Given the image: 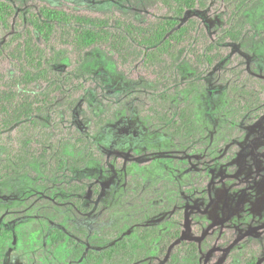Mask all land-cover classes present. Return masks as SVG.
I'll return each instance as SVG.
<instances>
[{
  "label": "rangeland",
  "instance_id": "374dc122",
  "mask_svg": "<svg viewBox=\"0 0 264 264\" xmlns=\"http://www.w3.org/2000/svg\"><path fill=\"white\" fill-rule=\"evenodd\" d=\"M5 1L22 14L45 4L94 16L124 13L144 22L158 12L157 0ZM227 15L223 1L210 0L206 9L189 10L184 19L197 18L214 38ZM236 25L244 29L241 40L231 43L228 54L203 76L195 77L196 67L183 54L176 66L178 87L171 107L192 104L195 140L172 136L142 116L146 96L158 89L149 69L140 64L121 69L110 53L93 49L73 72L57 51L54 68L68 69L76 88L67 103L57 100L40 117L42 134L63 141L70 153L77 134L89 135L91 116L109 104L113 118L85 147L98 158L81 167L66 166L48 178L38 164H31L0 179V230L13 232L2 264H84L88 250H104L138 228L161 226L174 215L181 218L180 238L164 253L155 240L154 248L132 264H178L181 241L197 243L200 264H240L243 251L255 243L261 247L257 264H264V107L257 119L248 113L227 128L230 86L247 83V74L264 79V0H254ZM8 34L0 30V45ZM10 72L14 67L1 58L0 74ZM7 136L3 132L0 141ZM2 155L0 144V160ZM73 182L84 183L87 190L68 192ZM93 184L99 186L96 198ZM53 228L84 253L72 257L70 242L50 247Z\"/></svg>",
  "mask_w": 264,
  "mask_h": 264
},
{
  "label": "trees",
  "instance_id": "16d2710c",
  "mask_svg": "<svg viewBox=\"0 0 264 264\" xmlns=\"http://www.w3.org/2000/svg\"><path fill=\"white\" fill-rule=\"evenodd\" d=\"M209 1L157 0L158 12L138 22L124 13L94 16L45 4L22 14L9 2L0 0V30L9 33L0 45V59L9 62L15 70L0 74V135L3 132L8 135L0 141L3 148L0 179L26 171L31 164H38L42 177L48 178L66 166L81 167L100 156L85 147L91 136L112 120L109 104L101 114L91 116L89 135L77 134L71 140L70 153L65 151L63 141L42 134L40 119L54 109L57 100L64 104L69 101L76 82L67 68L73 66L72 71L77 72L78 65L86 60L87 51L93 49L110 53L121 69L138 64L149 69L158 89L146 96L142 116L172 136L195 140L198 127L192 104L184 102L174 110L170 102L178 87L176 66L180 56L185 55L186 61L196 67L195 77L203 76L228 54L231 43L241 40L244 29L236 21L254 2L221 0L228 15L216 36L209 38L197 18L184 19L187 11L206 9ZM58 50L67 58L65 71L54 68L59 60ZM246 80L245 84H232L229 88L227 128L230 130L248 113L257 119L264 107V79L247 74ZM187 84L195 85V82ZM91 188L92 197L96 198L98 184ZM66 190L84 193L87 185L73 182ZM181 232V218L174 215L161 226H142L104 250H88L83 263L132 264L154 248L155 240L160 241L159 250L164 253L180 238ZM11 239L13 232L0 230V264ZM69 242L72 257H80L85 251L82 246L74 244L62 230L51 229L50 247ZM179 244L178 264H200L195 241ZM260 253L261 247L253 243L243 251L240 264H257Z\"/></svg>",
  "mask_w": 264,
  "mask_h": 264
}]
</instances>
